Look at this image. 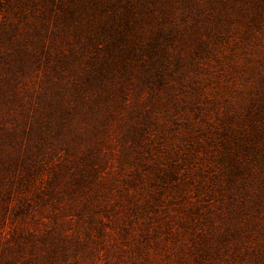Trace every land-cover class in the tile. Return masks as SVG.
<instances>
[{
	"label": "rangeland",
	"instance_id": "obj_1",
	"mask_svg": "<svg viewBox=\"0 0 264 264\" xmlns=\"http://www.w3.org/2000/svg\"><path fill=\"white\" fill-rule=\"evenodd\" d=\"M0 264H264V0H0Z\"/></svg>",
	"mask_w": 264,
	"mask_h": 264
}]
</instances>
